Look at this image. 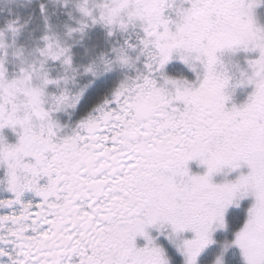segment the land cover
Returning a JSON list of instances; mask_svg holds the SVG:
<instances>
[{
  "label": "snow or ice",
  "instance_id": "snow-or-ice-1",
  "mask_svg": "<svg viewBox=\"0 0 264 264\" xmlns=\"http://www.w3.org/2000/svg\"><path fill=\"white\" fill-rule=\"evenodd\" d=\"M0 264H264V0H0Z\"/></svg>",
  "mask_w": 264,
  "mask_h": 264
}]
</instances>
